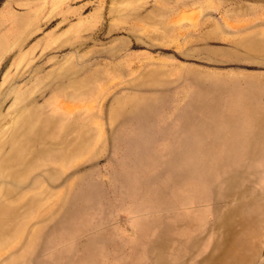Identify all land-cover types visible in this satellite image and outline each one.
Returning a JSON list of instances; mask_svg holds the SVG:
<instances>
[{"label": "rangeland", "instance_id": "374dc122", "mask_svg": "<svg viewBox=\"0 0 264 264\" xmlns=\"http://www.w3.org/2000/svg\"><path fill=\"white\" fill-rule=\"evenodd\" d=\"M0 264H264V0H0Z\"/></svg>", "mask_w": 264, "mask_h": 264}, {"label": "crops", "instance_id": "0c3cea01", "mask_svg": "<svg viewBox=\"0 0 264 264\" xmlns=\"http://www.w3.org/2000/svg\"><path fill=\"white\" fill-rule=\"evenodd\" d=\"M254 132H245V131H240L237 134V139L239 140V145L250 147L251 143L248 138H250L253 135Z\"/></svg>", "mask_w": 264, "mask_h": 264}]
</instances>
